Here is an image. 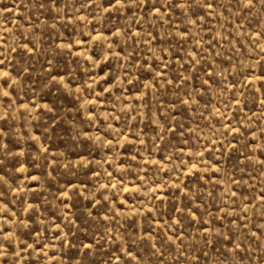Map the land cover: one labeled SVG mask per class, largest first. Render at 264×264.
I'll list each match as a JSON object with an SVG mask.
<instances>
[{
	"label": "rangeland",
	"instance_id": "rangeland-1",
	"mask_svg": "<svg viewBox=\"0 0 264 264\" xmlns=\"http://www.w3.org/2000/svg\"><path fill=\"white\" fill-rule=\"evenodd\" d=\"M0 264H264V0H0Z\"/></svg>",
	"mask_w": 264,
	"mask_h": 264
}]
</instances>
